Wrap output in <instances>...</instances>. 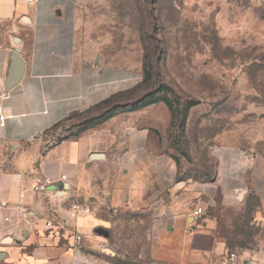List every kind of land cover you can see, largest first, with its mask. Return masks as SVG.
<instances>
[{
    "label": "crops",
    "instance_id": "crops-1",
    "mask_svg": "<svg viewBox=\"0 0 264 264\" xmlns=\"http://www.w3.org/2000/svg\"><path fill=\"white\" fill-rule=\"evenodd\" d=\"M75 3L0 0V143L16 148L2 152L0 144V264H120L122 243L133 241L125 232L137 229L156 264H264V168L220 204L222 175L178 179L149 108L46 140L60 122L136 89L143 76L120 54L80 48ZM38 177L51 179L48 189L34 190ZM254 184L257 202L248 209ZM75 201L91 211L72 217ZM198 205L212 209L196 216ZM239 217L253 235L241 234L247 246L227 263Z\"/></svg>",
    "mask_w": 264,
    "mask_h": 264
},
{
    "label": "rangeland",
    "instance_id": "rangeland-1",
    "mask_svg": "<svg viewBox=\"0 0 264 264\" xmlns=\"http://www.w3.org/2000/svg\"><path fill=\"white\" fill-rule=\"evenodd\" d=\"M75 2L80 48L90 56L120 54L143 76L136 89L60 122L46 140L75 138L120 111L149 108L178 179L203 183L222 175V205L242 180L256 183L258 168H264L254 161L264 159V0ZM0 144L2 152L16 151ZM256 202L254 184L248 209ZM240 223L239 217L229 254L247 246L241 234L253 235ZM125 233L133 241L122 243L117 261L156 264L143 230Z\"/></svg>",
    "mask_w": 264,
    "mask_h": 264
},
{
    "label": "built area",
    "instance_id": "built-area-1",
    "mask_svg": "<svg viewBox=\"0 0 264 264\" xmlns=\"http://www.w3.org/2000/svg\"><path fill=\"white\" fill-rule=\"evenodd\" d=\"M4 116L2 115V113L0 112V119H3ZM65 177V176H63ZM51 184V179L48 177H38L37 179V184L34 186V190L35 191H40V190H46L48 189L49 185ZM91 208L89 205L87 204H83L81 202L75 201L72 203L71 205V216L72 217H76L78 213L80 212H90ZM206 212V208L203 205H198L196 206L195 210H194V214L196 216H203V214H205ZM47 226L49 228H53L54 227V223L52 221H48L47 222ZM83 236L80 233H76L75 234V240L77 243H80V241L82 240ZM238 259V254L235 252L230 253L225 262L227 263H232L235 262Z\"/></svg>",
    "mask_w": 264,
    "mask_h": 264
},
{
    "label": "water",
    "instance_id": "water-1",
    "mask_svg": "<svg viewBox=\"0 0 264 264\" xmlns=\"http://www.w3.org/2000/svg\"><path fill=\"white\" fill-rule=\"evenodd\" d=\"M20 76V72H18V75H17V77H19Z\"/></svg>",
    "mask_w": 264,
    "mask_h": 264
},
{
    "label": "trees",
    "instance_id": "trees-1",
    "mask_svg": "<svg viewBox=\"0 0 264 264\" xmlns=\"http://www.w3.org/2000/svg\"><path fill=\"white\" fill-rule=\"evenodd\" d=\"M108 101V100H107ZM106 102V101H105Z\"/></svg>",
    "mask_w": 264,
    "mask_h": 264
}]
</instances>
